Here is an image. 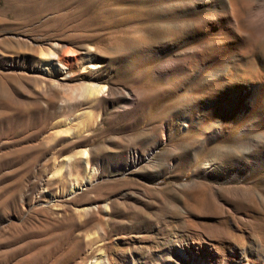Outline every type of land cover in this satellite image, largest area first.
<instances>
[{
	"label": "rangeland",
	"instance_id": "1",
	"mask_svg": "<svg viewBox=\"0 0 264 264\" xmlns=\"http://www.w3.org/2000/svg\"><path fill=\"white\" fill-rule=\"evenodd\" d=\"M154 9L0 0V264H163L186 237L264 263L263 173L223 179L231 138L158 70Z\"/></svg>",
	"mask_w": 264,
	"mask_h": 264
},
{
	"label": "bare ground",
	"instance_id": "2",
	"mask_svg": "<svg viewBox=\"0 0 264 264\" xmlns=\"http://www.w3.org/2000/svg\"><path fill=\"white\" fill-rule=\"evenodd\" d=\"M148 1L155 8L149 19L158 38L154 47L160 57L158 70L166 76L181 74L186 98L181 107L188 112L204 110L205 116L197 109L196 117L198 122L213 120L204 128L206 134L231 138L223 179L243 183L245 174L260 170L264 181V162L260 160L264 154V0ZM171 25L182 27L173 29ZM224 93L239 110H223L219 100ZM214 111L220 117L215 118ZM180 120L195 126L188 114ZM127 157L129 167L142 159L134 150ZM171 251L172 257H165L163 264H264L262 255L253 249L219 253L188 237L173 243Z\"/></svg>",
	"mask_w": 264,
	"mask_h": 264
},
{
	"label": "snow or ice",
	"instance_id": "3",
	"mask_svg": "<svg viewBox=\"0 0 264 264\" xmlns=\"http://www.w3.org/2000/svg\"><path fill=\"white\" fill-rule=\"evenodd\" d=\"M171 27L173 28V29H178V28H180V27H182L181 25H171Z\"/></svg>",
	"mask_w": 264,
	"mask_h": 264
}]
</instances>
